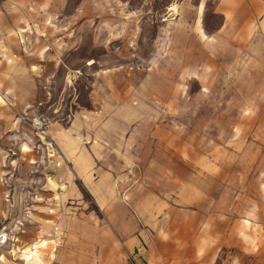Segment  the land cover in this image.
<instances>
[{"label": "rangeland", "instance_id": "374dc122", "mask_svg": "<svg viewBox=\"0 0 264 264\" xmlns=\"http://www.w3.org/2000/svg\"><path fill=\"white\" fill-rule=\"evenodd\" d=\"M0 96V264H264V0H0Z\"/></svg>", "mask_w": 264, "mask_h": 264}, {"label": "crops", "instance_id": "0c3cea01", "mask_svg": "<svg viewBox=\"0 0 264 264\" xmlns=\"http://www.w3.org/2000/svg\"><path fill=\"white\" fill-rule=\"evenodd\" d=\"M0 99H2L1 96ZM79 114L84 115V112L82 111ZM130 114L131 111L126 112L125 109H119V111H117L115 115L119 116L120 119L117 118L119 120H115L113 124L109 126L107 132H109L110 135H113L114 133H120L123 130H125L127 128V125L124 124V122L126 121L125 117ZM87 115L93 117L94 113H89ZM76 120H72L71 118V124L67 129L60 130L58 126L55 125L53 126L52 131L54 132L55 138L58 136L60 137L59 139L60 145H58V148L61 153L62 161L66 165H69L71 169L70 170L71 175H68V172H65L64 178L83 180V175L80 174L83 168L82 166L83 164H87L89 168H92L94 164L111 163V162H115V160L109 159L110 151L100 150V148L96 146L93 142L96 137H99L101 131L99 128L100 127L99 123L98 124L94 123L95 120L91 118L86 122V124L84 123V120H82L81 124L79 125L80 121L79 120L76 121ZM74 121L75 123L73 124ZM79 134L82 135V140L80 139ZM15 136L16 134L13 132L12 138L14 139ZM65 137L66 140L64 141L63 139ZM117 163L120 164L122 163V161L118 160ZM94 194L95 193L92 192V195ZM0 220H1V216H0ZM131 222L132 223H131L130 233L128 232L127 235L125 236V239L127 238L126 243H127L128 251L130 252L135 248H138V245L141 242V234H142V232L140 231V227H141L140 222H142V220L135 219L134 221ZM118 235L120 234L118 233ZM141 258L138 259V262L142 260ZM124 264H137V263H133L131 261H125ZM190 264H194L192 260L190 261Z\"/></svg>", "mask_w": 264, "mask_h": 264}, {"label": "built area", "instance_id": "2783aa9c", "mask_svg": "<svg viewBox=\"0 0 264 264\" xmlns=\"http://www.w3.org/2000/svg\"><path fill=\"white\" fill-rule=\"evenodd\" d=\"M8 234L7 232H0V245H2L3 243H6L8 241Z\"/></svg>", "mask_w": 264, "mask_h": 264}, {"label": "bare ground", "instance_id": "6f19581e", "mask_svg": "<svg viewBox=\"0 0 264 264\" xmlns=\"http://www.w3.org/2000/svg\"><path fill=\"white\" fill-rule=\"evenodd\" d=\"M75 72H77V70ZM71 77H72V75H71ZM34 120L37 121V118H35Z\"/></svg>", "mask_w": 264, "mask_h": 264}]
</instances>
